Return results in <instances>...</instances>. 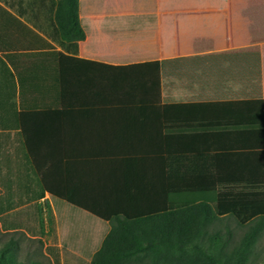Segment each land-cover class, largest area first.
<instances>
[{
	"label": "crops",
	"instance_id": "0c3cea01",
	"mask_svg": "<svg viewBox=\"0 0 264 264\" xmlns=\"http://www.w3.org/2000/svg\"><path fill=\"white\" fill-rule=\"evenodd\" d=\"M57 1L0 0V195L39 197L47 264H94L113 218L212 197L215 173L264 180L263 110L214 130L215 101L264 100V0H80L76 42Z\"/></svg>",
	"mask_w": 264,
	"mask_h": 264
},
{
	"label": "trees",
	"instance_id": "16d2710c",
	"mask_svg": "<svg viewBox=\"0 0 264 264\" xmlns=\"http://www.w3.org/2000/svg\"><path fill=\"white\" fill-rule=\"evenodd\" d=\"M79 1L58 0L56 3L55 21L63 41L76 42L85 38L79 18ZM154 65L155 69H159L158 62H154ZM209 105L211 104L206 106ZM254 107L257 112H264V100L215 101L214 130L242 124L243 116ZM1 138L0 185L7 194L10 190L2 180V165L6 154ZM217 157L214 156L215 164ZM13 165L17 168L16 160ZM214 183L219 188L212 189V197L208 193V197L204 195L201 199L185 204L156 205L144 214L113 218L112 228L101 249L94 255L93 263H262L264 258L260 259L258 241L264 234V180L215 173ZM44 191L47 192L46 189ZM17 192L16 188L12 189V193ZM6 194L0 195L2 227L24 230L42 244L41 238L45 230L43 209L38 204L39 197L33 193L27 199L6 202ZM4 213L9 214L10 222H5L2 215ZM95 215L103 217L99 213ZM232 218L238 227L246 229L237 242L234 240ZM16 243L17 241L12 240L0 247V264H24L12 252Z\"/></svg>",
	"mask_w": 264,
	"mask_h": 264
},
{
	"label": "rangeland",
	"instance_id": "374dc122",
	"mask_svg": "<svg viewBox=\"0 0 264 264\" xmlns=\"http://www.w3.org/2000/svg\"><path fill=\"white\" fill-rule=\"evenodd\" d=\"M216 1H219V3L221 2V0H214V2H216ZM231 1L233 4H234V2H239V0H231ZM239 4H241V2H239ZM214 48H215V46H214ZM220 53H224V55H222V56H225L226 51H222ZM252 54H255V53H252ZM255 56H256V54H255ZM225 64H226V62H223L222 65L216 64L218 67V70H216V71L223 72L224 68L221 66H223ZM248 64H250V63H248ZM225 74H226V72H225ZM222 78L224 80H227V76H223ZM214 86L216 87L217 85H214ZM219 94L220 95H218L217 99H223L226 97L224 92H221ZM231 225H232V229L234 232V240H235V242H237L240 240V238L242 237V235L244 234L246 229L238 227L236 222H231ZM10 240L11 241L12 240L17 241L15 248L14 249L12 248L13 249L12 252L15 253V256L22 263L30 264L32 262H39V263L42 262V263L47 264V262L50 261L49 257L44 256L43 242L41 244L37 239L29 238L25 234H23L22 232H15V233L6 232V233H4L0 228V247L5 246L7 243H9ZM19 242H20V244H19ZM258 247H259V250L261 251L260 252L261 253L260 259H262V258H264V234L258 241ZM47 251L49 252V250H47ZM259 264H264V261L262 263H259Z\"/></svg>",
	"mask_w": 264,
	"mask_h": 264
}]
</instances>
